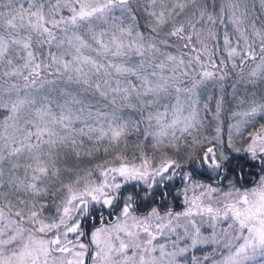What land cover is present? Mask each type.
<instances>
[{"label": "snow or ice", "instance_id": "1", "mask_svg": "<svg viewBox=\"0 0 264 264\" xmlns=\"http://www.w3.org/2000/svg\"><path fill=\"white\" fill-rule=\"evenodd\" d=\"M0 264H264V0H0Z\"/></svg>", "mask_w": 264, "mask_h": 264}]
</instances>
